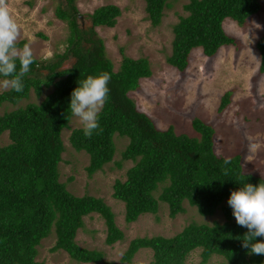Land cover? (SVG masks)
<instances>
[{
	"label": "trees",
	"instance_id": "trees-1",
	"mask_svg": "<svg viewBox=\"0 0 264 264\" xmlns=\"http://www.w3.org/2000/svg\"><path fill=\"white\" fill-rule=\"evenodd\" d=\"M142 1L146 20L156 27L172 0ZM260 1L188 0L183 6L186 15L179 17L171 29L167 65L183 72L191 50L200 49L203 56L213 57L220 47L233 44L222 29L223 21L229 19L242 26L260 10ZM73 2L66 0L67 13L55 11V17L67 26L64 51L48 61L35 59L24 78L22 92L8 89L0 93V104L15 106L30 92L39 97L43 89H50L40 102L0 115V135L6 133L9 141L0 147V264H43L35 260L36 248L51 232L54 243L50 252L62 251L79 264H102L101 252L75 243L83 218L90 214L102 219L106 246L122 241L114 214L101 199L73 196L58 181L63 152L60 133L72 117L68 108L70 94L79 81L105 71L111 79L108 99L99 114L102 131L86 138L82 128H77L68 136L70 147L88 157L86 175L91 177L112 162L113 136L124 137L127 143L116 164L120 167L121 162L129 161L132 166L125 171L123 181H114L111 197L123 204L126 224L134 223L143 214L155 215L158 202L166 204L170 219L184 212V202L200 216L220 211L223 219L210 225L190 223L169 238H134L128 242L120 262L129 264L138 250L148 249L152 253L149 264H185L189 253L199 249L200 264H206L212 256L222 258L225 264H264V255H250L241 246L240 238L247 229L236 223L227 203L231 191L244 183H264V179L243 173L239 156L229 158L231 163L225 165V159L213 151L212 128L198 119L191 121L198 138L176 135L172 127L157 129L128 97L137 90L139 80L151 76L148 61L121 57L114 72L103 42L94 31L96 27L113 28L120 10L113 5L96 8L89 15L90 28L82 31L75 22L78 15ZM23 45V41L17 42L18 47ZM255 49L258 72L264 73V33ZM68 59L73 60L72 65L62 69ZM229 96V92L221 96L218 112L226 107Z\"/></svg>",
	"mask_w": 264,
	"mask_h": 264
},
{
	"label": "rangeland",
	"instance_id": "rangeland-1",
	"mask_svg": "<svg viewBox=\"0 0 264 264\" xmlns=\"http://www.w3.org/2000/svg\"><path fill=\"white\" fill-rule=\"evenodd\" d=\"M12 15L20 27L19 41L28 44L36 60L42 61L61 54L67 37L66 23L55 17L60 9L68 12L66 0H7ZM188 0H172L164 8L161 20L153 27L146 20L142 0H74L77 9L76 25L79 30L90 28L89 15L104 5H113L120 10L113 28L96 27L94 31L102 40L106 58L115 72L121 57L144 58L148 61L151 76L139 80L136 91L128 93L136 109L150 118L155 127L164 130L172 127L176 135L184 134L198 138L191 127V121L198 119L213 130V151L216 156L229 159L239 156L243 173L264 179V73L258 72L256 41L264 33V0L260 10L250 16L242 26L229 19L223 21V31L233 44L218 49L213 57H205L200 49L191 50L187 67L178 72L167 65L170 55L172 27L179 17L186 13L183 6ZM259 25V27H256ZM248 35L251 43L248 40ZM23 45V46H24ZM250 49V50H249ZM72 59L63 62L67 69ZM45 75V72H40ZM5 91L0 88V93ZM50 92L43 89L39 97L30 92L27 99L12 106L0 104V115L28 103H38ZM230 93L226 107L218 112L220 98ZM82 128L78 117L72 114L66 129L60 133L63 145L61 161L58 164V181L73 196L83 195L101 199L114 214V223L122 232L123 239L112 246L104 244L105 227L96 214L83 218V226L75 236L80 248L103 254L102 264H125L120 262L128 242L134 238L161 236L172 237L190 223L210 225L223 221L220 211L213 216H200L193 207L183 203L184 212L173 219L167 216V206L158 202L155 215H140L134 223L123 221V204L111 197L115 180L123 181L125 171L132 166L129 161H120V152L127 139L113 136L115 153L112 162L88 177L85 167L88 157L84 152L74 151L68 136L72 129ZM249 138L260 145L251 160L248 153ZM9 143L7 134L0 135V147ZM160 189L154 192L157 197ZM54 243L51 232L36 248L35 260L43 264H79L70 260L62 251L50 252ZM199 249L189 253L185 264H200ZM151 251L140 249L129 264H149ZM206 264H225L222 258L212 256Z\"/></svg>",
	"mask_w": 264,
	"mask_h": 264
},
{
	"label": "clouds",
	"instance_id": "clouds-1",
	"mask_svg": "<svg viewBox=\"0 0 264 264\" xmlns=\"http://www.w3.org/2000/svg\"><path fill=\"white\" fill-rule=\"evenodd\" d=\"M259 27V25H256ZM20 27L12 15L7 0H0V88L11 89L17 93L24 89V78L35 62L33 52L28 44L22 48L17 46L20 37ZM248 40L251 39L248 35ZM250 50V49H249ZM111 75L101 72L98 75H89L79 81L77 87L70 94L68 108L78 117L86 138L102 131L99 123V114L102 111L110 89L108 83ZM260 148L249 138L248 155L245 159L251 160ZM225 159L224 164H230ZM227 174V171L225 172ZM232 209V215L239 226L245 227L247 232L241 236L242 247L248 254L264 255V183L252 185L244 183L238 190L231 191L227 200Z\"/></svg>",
	"mask_w": 264,
	"mask_h": 264
}]
</instances>
